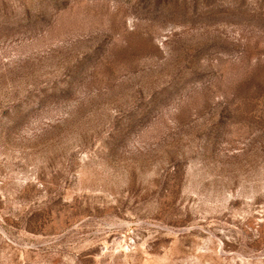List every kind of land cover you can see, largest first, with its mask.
Instances as JSON below:
<instances>
[{"label":"rangeland","instance_id":"1","mask_svg":"<svg viewBox=\"0 0 264 264\" xmlns=\"http://www.w3.org/2000/svg\"><path fill=\"white\" fill-rule=\"evenodd\" d=\"M0 264H264V0H0Z\"/></svg>","mask_w":264,"mask_h":264}]
</instances>
